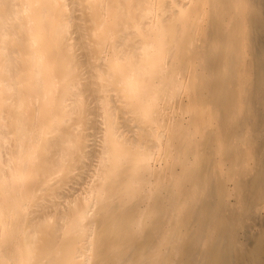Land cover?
<instances>
[{"label":"bare ground","instance_id":"6f19581e","mask_svg":"<svg viewBox=\"0 0 264 264\" xmlns=\"http://www.w3.org/2000/svg\"><path fill=\"white\" fill-rule=\"evenodd\" d=\"M261 205L264 0H0V264H264Z\"/></svg>","mask_w":264,"mask_h":264},{"label":"rangeland","instance_id":"374dc122","mask_svg":"<svg viewBox=\"0 0 264 264\" xmlns=\"http://www.w3.org/2000/svg\"><path fill=\"white\" fill-rule=\"evenodd\" d=\"M88 135H89L88 137L89 144L95 143V141H97L98 138L100 137V133L98 129L89 130ZM233 145H235V143ZM228 186H229V189H231L232 183L229 182ZM254 216H255L254 225H253V228L249 232L251 235L260 234L264 230V205H261L259 207L258 211L255 213Z\"/></svg>","mask_w":264,"mask_h":264}]
</instances>
